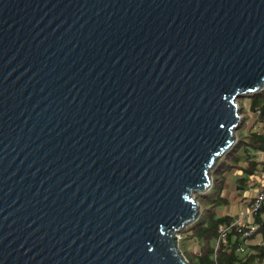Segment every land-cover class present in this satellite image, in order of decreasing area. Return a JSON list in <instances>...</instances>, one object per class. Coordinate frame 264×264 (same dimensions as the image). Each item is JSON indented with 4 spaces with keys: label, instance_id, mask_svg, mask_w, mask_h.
Listing matches in <instances>:
<instances>
[{
    "label": "water",
    "instance_id": "water-1",
    "mask_svg": "<svg viewBox=\"0 0 264 264\" xmlns=\"http://www.w3.org/2000/svg\"><path fill=\"white\" fill-rule=\"evenodd\" d=\"M264 0H0V264H190Z\"/></svg>",
    "mask_w": 264,
    "mask_h": 264
},
{
    "label": "trees",
    "instance_id": "trees-1",
    "mask_svg": "<svg viewBox=\"0 0 264 264\" xmlns=\"http://www.w3.org/2000/svg\"><path fill=\"white\" fill-rule=\"evenodd\" d=\"M249 98L252 107H257L261 110L259 120L263 121L264 89L250 95ZM237 135L238 139L235 146L218 163L212 173L213 183L210 191L204 195L195 194L196 200L201 205V215L198 221L187 226L181 232L183 238L180 243V249L190 264H264V246H246L244 252H237L235 248L242 241H240L239 235L234 232L229 236V244L232 247L230 253L222 246L218 250L215 249L220 228L229 225L231 222V218L219 215L217 210L226 204V200L220 196L225 173L234 169L242 170L243 164L248 166L244 169L246 175L252 174L261 168V164L255 159V153L264 152V135L251 131V129L244 135ZM240 148L250 154L239 156L238 150ZM255 222L260 225L256 235L264 236V206ZM190 242L198 248L194 253L184 250L186 243Z\"/></svg>",
    "mask_w": 264,
    "mask_h": 264
},
{
    "label": "crops",
    "instance_id": "crops-1",
    "mask_svg": "<svg viewBox=\"0 0 264 264\" xmlns=\"http://www.w3.org/2000/svg\"><path fill=\"white\" fill-rule=\"evenodd\" d=\"M248 117L249 129L264 135V120L260 121L252 113L248 114ZM248 154L250 153L243 148H240L238 151L239 156ZM255 159L261 164V168L252 174L246 175L244 173V169L248 167L246 164L242 165V170L234 169L225 173L220 196L226 200V204L217 209L219 215L230 218L248 213L249 206L257 194L258 187L264 180V152L255 153ZM250 221L251 219L248 220V222ZM251 241V245L248 246H259V243H264V236L260 234L255 235Z\"/></svg>",
    "mask_w": 264,
    "mask_h": 264
},
{
    "label": "built area",
    "instance_id": "built-area-1",
    "mask_svg": "<svg viewBox=\"0 0 264 264\" xmlns=\"http://www.w3.org/2000/svg\"><path fill=\"white\" fill-rule=\"evenodd\" d=\"M238 103V102H237ZM243 109L248 107V110L258 119L261 116V110L257 107H252L251 100L247 104H242ZM239 108V103H238ZM240 110V109H239ZM241 114V112H240ZM241 118V115H240ZM264 206V180L258 187L257 194L249 206L247 214H241L237 216H232L231 222L229 225L222 226L219 230V237L215 245V249L218 250L221 246L228 250V253L231 252L232 247L229 244V236L231 233L239 235L240 241L242 243L236 246L237 252H244L246 246L251 245L252 239L255 237L257 230L260 225L255 222V219L261 213V209ZM251 219L250 222L248 220ZM264 245L263 242L259 243V246Z\"/></svg>",
    "mask_w": 264,
    "mask_h": 264
},
{
    "label": "rangeland",
    "instance_id": "rangeland-1",
    "mask_svg": "<svg viewBox=\"0 0 264 264\" xmlns=\"http://www.w3.org/2000/svg\"><path fill=\"white\" fill-rule=\"evenodd\" d=\"M249 97H244V98H241V99H239V100H237V102L239 103V109H240V112H241V121H240V123H239V130H237L236 131V135L237 134H246L248 131H249V128L250 127H248V124H249V121H247L248 119H249V117H248V114L250 115L251 114V112L248 110V107L246 106V109H243V106H242V104L244 105V104H247V102L249 101ZM247 121V122H246ZM241 127V128H240ZM237 139H238V135H237ZM235 146V145H234ZM233 146V147H234ZM232 150V149H231ZM230 150V151H231ZM240 150V149H239ZM238 150V151H239ZM229 151V152H230ZM228 152V153H229ZM226 156V155H225ZM224 156V157H225ZM224 157H222V159L224 158ZM221 159V160H222ZM218 166V164L215 166V168ZM214 168V169H215ZM214 171V170H213ZM210 191V190H209ZM208 191V192H209ZM207 192V193H208ZM182 235H181V233L179 234V247H180V243L182 242ZM186 249V251L187 252H192V253H194V252H196L197 250H198V248L192 243V242H190V243H186V246L184 247V250ZM183 253V252H182ZM184 255V254H183ZM186 258V257H185Z\"/></svg>",
    "mask_w": 264,
    "mask_h": 264
}]
</instances>
